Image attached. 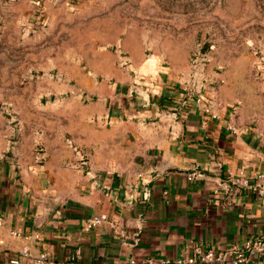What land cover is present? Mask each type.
Here are the masks:
<instances>
[{
    "label": "crops",
    "instance_id": "0c3cea01",
    "mask_svg": "<svg viewBox=\"0 0 264 264\" xmlns=\"http://www.w3.org/2000/svg\"><path fill=\"white\" fill-rule=\"evenodd\" d=\"M124 50L130 66L114 50L80 79L91 99H70L62 123L35 132L42 162L23 148L0 157V264H32L42 252L69 264H142L187 256L193 243L223 252L264 237V194L231 181L264 174V84L202 103L193 91L184 106L191 87L178 66L145 60L142 46ZM96 216L105 223L88 228Z\"/></svg>",
    "mask_w": 264,
    "mask_h": 264
},
{
    "label": "rangeland",
    "instance_id": "374dc122",
    "mask_svg": "<svg viewBox=\"0 0 264 264\" xmlns=\"http://www.w3.org/2000/svg\"><path fill=\"white\" fill-rule=\"evenodd\" d=\"M128 44L199 97L260 92L264 0H0V157L38 160L35 132L91 99L80 79Z\"/></svg>",
    "mask_w": 264,
    "mask_h": 264
},
{
    "label": "built area",
    "instance_id": "2783aa9c",
    "mask_svg": "<svg viewBox=\"0 0 264 264\" xmlns=\"http://www.w3.org/2000/svg\"><path fill=\"white\" fill-rule=\"evenodd\" d=\"M120 54L121 64L124 66H130L131 61L128 58V55L123 50H118ZM257 73L260 74L261 78L264 80V53L261 52L258 65H257ZM141 80V78H140ZM135 85H142L139 81V77L137 76V80ZM193 90L189 91L188 96L185 100H183V105H188V98L194 97ZM203 98L199 97L197 99L198 102L202 103ZM206 109L209 111V105H206ZM70 144L74 147L75 151L80 153V158L78 160V167L82 170H86L91 172L89 168V159L88 157L81 152L80 148L74 144L73 140H70ZM37 158H44V150L42 148V144L39 145L37 149ZM204 173L195 172L191 174V178H200L203 177ZM233 186H239L242 189H252L257 191L259 194H264V185H261V182H264V174H259L257 179L254 181L251 180L246 174L241 172L238 175H235L231 179ZM226 188L231 189L230 185L225 183ZM3 217H0V224H2ZM105 223V220L101 217H93L89 219L87 222L88 228H93L95 226L101 225ZM113 228L117 227V224L113 221L108 222ZM119 233L124 237H126L125 232L122 229H119ZM14 235H18L16 232ZM28 250L23 249L21 252V256H27ZM264 256V237H259L255 239H248L242 245H234L229 250L226 251H218L212 248L206 247L202 243H193L192 249L189 255L178 257L175 259H155L153 257H148L142 260V264H252L257 258ZM75 259V257H71V261ZM11 264H21L20 258L12 259ZM132 263H136V260H132ZM32 264H69L68 262H57L50 257L48 252H42L39 257L32 262Z\"/></svg>",
    "mask_w": 264,
    "mask_h": 264
}]
</instances>
